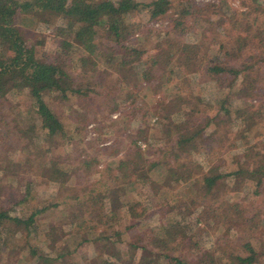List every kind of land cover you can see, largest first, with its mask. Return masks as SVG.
Segmentation results:
<instances>
[{
  "label": "trees",
  "instance_id": "1",
  "mask_svg": "<svg viewBox=\"0 0 264 264\" xmlns=\"http://www.w3.org/2000/svg\"><path fill=\"white\" fill-rule=\"evenodd\" d=\"M242 1L249 7L257 5L250 8L262 15L241 39L262 47L264 65V0ZM194 2L0 0V128L3 111L9 109L19 119L14 129L20 131V125L29 122L39 124L47 136L60 138L54 160L40 164L46 177L42 182L50 187L54 184L49 180L61 183L66 176L69 184L66 191L50 188L49 199L32 203L37 183L30 178L19 201L0 197V264L29 258L35 264H128L126 244L134 247L136 264H226L232 258L236 264H264V137L254 133L257 125L264 128V104L248 101L256 94L257 56L241 64L228 59L246 47L242 42L232 47L220 37L224 23L235 17L229 0ZM169 7L178 12L169 27L171 35L142 58L136 47L139 28ZM32 24L50 36L54 50L38 51L24 33ZM184 27L192 28L194 42L179 39ZM98 33L109 40L102 49L95 41ZM189 48L192 67L198 70L203 64L209 81L218 84L221 74H226V82L218 85L222 94L208 104L212 112L186 103L174 116L146 108L166 84L171 92L193 93L180 59ZM146 69H151L152 83H143L148 79ZM101 70L107 72L103 81L94 78ZM74 72L91 74L89 86L82 82L78 88L72 86ZM27 92L33 102L23 110L10 98ZM76 98L83 103L80 109L59 111L61 101ZM198 100L205 96L201 93ZM140 107L144 124L136 132L120 135L115 143L103 138L91 153L71 156L65 152L61 139L70 148L78 143L72 130L75 123L95 122L110 112L124 116ZM229 135L246 141L242 154L225 145ZM139 139L145 142L144 149L137 144ZM26 142L20 146V155L29 165L38 158L28 155L30 143ZM125 146L133 148L135 159L120 153ZM255 159L256 164L251 162ZM98 162L109 174L90 180L89 173ZM231 175L232 191L246 187L245 195L225 201L211 197ZM57 192L62 194L59 199ZM150 200L153 210L146 208ZM193 201L199 203L197 207L191 205ZM163 207L167 210L160 217ZM56 229L61 232L52 234ZM159 236L164 242L154 250L149 242Z\"/></svg>",
  "mask_w": 264,
  "mask_h": 264
},
{
  "label": "rangeland",
  "instance_id": "2",
  "mask_svg": "<svg viewBox=\"0 0 264 264\" xmlns=\"http://www.w3.org/2000/svg\"><path fill=\"white\" fill-rule=\"evenodd\" d=\"M143 1H150V0H143ZM203 1L207 0H195L194 4H200ZM231 7L234 9L235 17L231 19V21H226L223 26V30L220 32V37L228 42V44L232 47H239L238 43L242 42L240 45H246L245 48L241 47L239 48V52L236 54H232V56H229L228 59L232 60V63L241 64L244 61H247L251 56H257V73H259V76L254 81V84L256 86V94L249 97L248 101L253 103L255 106H259L260 102L264 104V65L263 61L261 60L263 57V51L262 47L255 46V44L252 43H244L243 38L241 37L244 35L245 31L248 29V27H254L257 26V24L260 22V17L262 15H258V10H251V8L257 9V5L251 4L249 7V4H245L242 0H229ZM243 2V3H242ZM249 12L247 16H244L245 13ZM178 16V12L175 8L169 7L164 13L156 16L154 19H149L144 22L143 25L138 30V34L140 36V40L138 38V44H136V47L138 48V54L142 58H145L148 54H151L156 51L157 42L163 43L166 42L168 36L171 35V29L169 27L171 26L173 20ZM193 21V20H192ZM191 22V21H189ZM29 28L24 30V33H26L29 40L33 43H36L38 51H43L44 53H49L52 50L55 49L54 42L50 39V36L45 33L41 32L35 24L29 25ZM168 29V31H165ZM137 33L134 36L138 35ZM96 42L99 49H102L107 44H109V40H107L104 37V34L98 33L96 36ZM133 39V38H131ZM135 39V38H134ZM179 39L186 42H194L195 35L192 33L191 27H184L181 34H179ZM246 50H249V52H245ZM255 54V55H253ZM193 56V50L192 49H186L183 51L182 56L180 59H182L184 67H182V71L185 72V76H189L188 82L190 88H192L193 93H186L183 92L181 94H178L176 92H171L169 84H166L165 87L159 88L155 93V100L151 102L150 100L147 101L146 108H155L157 110V114L165 113L169 114L170 116H174L177 114L182 106L186 103L190 105L191 107L196 106L197 104L203 105L205 113H211L212 108L208 107V104H211L216 96H220L222 94V88H220L218 85L226 82V74H221V77L217 83H213L212 81L208 80V74L205 73L203 70L204 65L198 67V70L194 69L191 65V58ZM221 59L224 58V56L221 55ZM205 63V62H204ZM94 63H90L86 66H84V69H90ZM200 67L202 69H200ZM202 71V72H200ZM151 69H146V76L147 78L150 77ZM153 73V70H152ZM155 73H157L155 71ZM73 75V81L72 86L79 87L80 83L81 85H85V87L89 86V81L91 74H79L77 72L72 73ZM82 77V78H81ZM94 78L97 80H105L107 78V72L106 71H99L96 72L94 75ZM155 81V79L148 78L143 81L144 84L146 83H152ZM202 93V96H205V100H202L199 102L198 98L200 94ZM12 102H15L19 108H23V110H27L30 108L33 102L32 95L27 92V94H21L19 95H12L11 98ZM82 101L81 99H69L61 101L58 105L59 111L61 113H66L70 110H76L80 109L82 107ZM142 106V105H141ZM143 108H134L133 110H130L126 112L124 116H117L116 113H109L105 115H101L100 118H97L95 122H90L88 124H82V123H75L72 127V130L74 133L78 136L79 140H76L78 143L74 145L72 148L69 147L70 143L67 141H63L61 139V143L64 147L65 152L68 151L71 156H75L77 153L79 155L89 152L91 153L93 151V147L96 145H100L101 139H108L111 141L110 143L118 142L117 138L125 134L126 132L134 131L136 132L141 125L144 124V115H143ZM116 114V115H114ZM117 116V117H116ZM202 120V117H200ZM18 116L15 114V112L10 111L9 109H5L3 111V121L1 122V128H0V197H5V201L10 200H17L19 201L22 194H23V188H25V181L29 180L30 178H34L37 183L35 186V193L33 194L34 200L31 201L32 203L36 201V199H39V201L47 200L49 199L47 196V192L50 190V188H53V191L61 190L66 191L69 188V184L67 182V177H63L61 179V183L51 181L49 180L50 184H54L50 187H46L43 184V179L45 177L44 170L40 169L41 163L50 164L52 162L54 157V152H59V149L55 146L58 145V140L60 138H54L51 136H47L42 128L39 126V124H28L26 122H23V125H20L21 129L20 131L13 128L16 124H18ZM25 121V120H24ZM260 125H257V130H254V133L259 134L258 136L264 137V128H260ZM261 126H264V123H262ZM209 128H211V135L215 136L217 134V129L214 125V122H209ZM260 128V129H259ZM8 131V132H7ZM21 136L18 139L16 138L18 135ZM256 137H252L253 140ZM260 138V137H259ZM258 137L255 139L257 140ZM106 140V141H108ZM141 140V139H139ZM27 141L30 143L28 155L31 157H36L38 160L34 161L33 163L26 165L25 160L23 157H21V151L20 146L23 145V143ZM26 142V143H27ZM236 142L242 143V145H237ZM246 141L244 139L234 137L229 135V138L226 140L225 145L228 147L230 151H237L240 154L243 153L244 148L246 146ZM216 141L213 142V145L215 147ZM138 144V142H137ZM69 147V149H68ZM82 148L84 150L82 151ZM141 148V147H140ZM144 149V148H141ZM213 149V148H212ZM144 151V150H142ZM133 148L125 146L122 147L120 153L126 154L131 158H134L133 155ZM214 158V156L212 155ZM197 159H200V155L197 156ZM258 160H251L253 163H257ZM136 164H139L138 160L134 161ZM213 162H211L206 170H210ZM24 165V166H23ZM51 169L54 168V165H51ZM196 169L198 170V166L195 165ZM97 168V169H96ZM225 168V167H223ZM78 169V168H77ZM76 169V170H77ZM75 170V171H76ZM82 173L86 175L87 173L83 170ZM107 175L109 174L104 165L103 162H98L95 166L93 165V170L89 173V178L92 180L94 177H98L100 175ZM41 176L40 179L38 177ZM80 180V179H79ZM183 181L185 178L183 177ZM233 182V176L231 175L227 180L223 181L215 190V194H212L211 197H219L220 200H226L229 198H235L237 200L238 198H242L245 195V192H247L246 187L241 188L240 190L233 192L232 188H230L231 184ZM56 186V187H55ZM55 189V190H54ZM250 189V188H249ZM252 189V188H251ZM32 193V190L30 191V194ZM61 198L62 194L60 192L56 193ZM219 194V195H216ZM222 194V195H220ZM36 195V196H35ZM55 195V193H54ZM235 196V197H234ZM49 197H52L51 194ZM144 204L146 205V201H144ZM198 202L193 201L192 206L197 207ZM226 204V203H225ZM138 208V207H137ZM146 208H151L153 210V207L151 205V200L147 204ZM155 208V206H154ZM29 209V208H28ZM148 209V210H149ZM167 208L163 207L161 210H159L158 214L160 217L164 216ZM132 216H134V210L133 213H131ZM260 214V212H259ZM54 221V220H53ZM55 223V222H54ZM130 230H135L137 227L136 225L134 227H130ZM57 230V231H56ZM52 232V234H58V232H61V229H56ZM39 243V241H36ZM164 242V237H154L150 240V246L154 250L160 249ZM128 254L130 255V261L128 264H136L137 258L136 255L134 257V247L131 244H126ZM157 251L154 253V258L156 260ZM136 254V253H135ZM234 257V256H233ZM25 259V257H24ZM34 260V258H33ZM18 261V260H17ZM15 262V264H35L36 261L32 262L31 259L27 262L25 261H19ZM236 258H232L229 262H226V264H236ZM258 264H261L260 262H257ZM84 264V263H83ZM88 264V263H85ZM118 264V263H117Z\"/></svg>",
  "mask_w": 264,
  "mask_h": 264
},
{
  "label": "built area",
  "instance_id": "3",
  "mask_svg": "<svg viewBox=\"0 0 264 264\" xmlns=\"http://www.w3.org/2000/svg\"><path fill=\"white\" fill-rule=\"evenodd\" d=\"M114 115H116V114H114ZM138 144L140 145L141 148H144L145 147V142L142 141V140H139L138 141Z\"/></svg>",
  "mask_w": 264,
  "mask_h": 264
}]
</instances>
